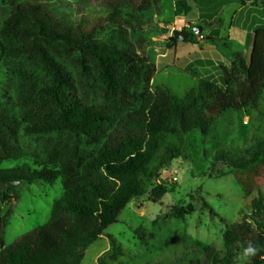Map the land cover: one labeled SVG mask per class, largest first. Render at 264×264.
I'll list each match as a JSON object with an SVG mask.
<instances>
[{
  "label": "trees",
  "instance_id": "16d2710c",
  "mask_svg": "<svg viewBox=\"0 0 264 264\" xmlns=\"http://www.w3.org/2000/svg\"><path fill=\"white\" fill-rule=\"evenodd\" d=\"M160 1L109 0L108 18L66 23L42 3L3 0L9 12L0 29V47L9 49L13 61L36 56L40 68L33 99L17 111L0 103V161L23 155L21 133L47 140L36 167L0 170V181L52 184L60 177L64 192L45 225L9 246L2 243L0 264H82L87 249L118 221L127 205L146 194L142 177L150 174L164 135H179L181 146L165 151L153 177L166 158L182 155L184 135L199 130L207 136L224 112L256 105L264 89L261 42L249 62L238 55L232 65L220 66L221 85L201 79L179 99L166 88L152 90L156 64L129 45L121 31L120 40L100 38L109 24H131L123 19L124 9L144 13ZM174 1L188 11L189 0ZM176 44L171 36L168 46ZM67 58L72 67L65 63ZM262 153L232 166L245 170ZM227 160L223 151L217 152L215 162ZM167 191V186H157L151 200L159 202ZM3 196L7 195L1 196L2 202ZM11 215L12 211L7 217ZM249 241L261 249L250 264H264L263 195L254 198L249 212L224 232L223 255L206 247L203 257L189 264H233ZM99 264L105 263L99 259Z\"/></svg>",
  "mask_w": 264,
  "mask_h": 264
},
{
  "label": "rangeland",
  "instance_id": "374dc122",
  "mask_svg": "<svg viewBox=\"0 0 264 264\" xmlns=\"http://www.w3.org/2000/svg\"><path fill=\"white\" fill-rule=\"evenodd\" d=\"M28 1L42 3L54 18L66 23L105 19L112 12L109 0ZM215 1L189 0L186 3L195 14L199 9L211 8ZM235 1L242 4L241 0ZM258 1L264 3V0ZM218 7L221 11L217 17L196 21L186 30L189 38L177 42V47L176 44L169 48V38H164L173 36L167 24L176 29L185 25L183 22L173 24L177 18L185 16L174 0H162L144 13L124 9L123 19L131 24H109L100 38L120 40L118 31H121L129 45L156 64L152 90L166 88L181 99L196 88L201 79L221 85L220 66L232 65L223 62L224 58L229 61L235 54L247 62L251 60L254 52L252 35L239 31V41L228 45L226 41L212 39L213 29L219 28L221 37L227 34L230 18L237 10L233 5L219 4ZM258 9L264 11L262 6L257 8L255 5L237 14L238 22L249 20L250 23V17L259 14ZM8 12V6L0 0V29ZM196 28H202L203 32L197 34ZM259 36L257 40L264 41L262 32ZM166 52L168 57H159ZM65 63L73 66L70 58ZM39 68L36 56L13 61L9 49L0 47V103H7L17 111L33 99ZM46 140L21 133L23 155L17 160L0 161V170L25 164L36 167L42 161ZM183 140L182 155L166 158L163 169L153 177L165 151L181 146L179 135H164L160 150L149 167L150 174L142 177L146 194L127 205L118 221L87 249L82 264H99V259L105 264H189L191 259L202 258L206 247L224 254L226 229L249 212L254 198L264 196V89L255 106L228 110L217 118L207 136L194 130L184 135ZM219 151L225 153L227 161L215 162ZM258 151L263 153L249 168L243 170L232 166L233 162L252 159ZM159 185L167 186L168 191L159 202H154L150 196ZM11 189L10 192L0 191V249L2 243L9 246L20 236L45 225L51 218L54 202L64 192L60 177L52 184L22 182ZM4 194L7 196H3L5 201L2 202ZM11 211L12 215L7 217ZM4 217L7 218L2 220ZM238 257L233 264H240Z\"/></svg>",
  "mask_w": 264,
  "mask_h": 264
},
{
  "label": "crops",
  "instance_id": "0c3cea01",
  "mask_svg": "<svg viewBox=\"0 0 264 264\" xmlns=\"http://www.w3.org/2000/svg\"><path fill=\"white\" fill-rule=\"evenodd\" d=\"M244 3L242 2L241 5L237 4V2L235 0H216L214 5L211 7V8H208V9H199V11L195 14H193L192 12V9L189 5V3H187V8H188V11L187 12H184V17L181 16L179 18H177L173 24L175 23H178V22H183L185 25L182 26V27H179L177 26L179 29H182V30H187L189 28L192 27V25L196 22V21H201L202 19H214L215 17L218 16V13L221 11L220 7H218L219 4L221 5H233L234 7L236 6L237 7V10H235V12L233 13L232 17L230 18V23H229V26H228V29H227V34H224L223 37H221V31L219 28L217 29H213L211 31V37H213L212 39L214 41H219V40H223V41H226V45L230 44L231 42H236L237 40L239 41V38H237V35L239 34V31H244L245 33H247L248 35H252L253 36V39H254V42H253V50H254V46L256 45V43H263L264 45V41L260 40L258 41V36L259 34L262 32L263 35H264V11H262L261 9H258L259 11V14L256 16V15H252L250 17V23H249V20L247 23L245 22H238V19H237V14L239 13H242L244 12L245 10H247L248 8L251 9L252 7L254 8L255 4V0H243ZM258 1V0H257ZM260 2V1H258ZM262 4H258L257 5V8H261ZM263 12V14L261 13ZM220 23L223 24V22L220 21ZM163 25V24H161ZM167 27L170 28V34L172 33V31L176 28H174L172 26V24H167ZM242 29V30H241ZM203 32V29L202 31L200 32V34ZM171 36V35H170ZM167 37V36H164V38L168 39L170 38ZM202 36V35H201ZM260 37V36H259ZM208 39H211L210 37ZM264 39V38H263ZM165 40V39H164ZM198 42H201L200 40ZM178 44L175 46L177 47ZM170 48V47H169ZM170 52V51H169ZM235 55V54H234ZM232 56V58H230L229 61H227L226 58L223 59V62H231L233 63L234 61V57L236 56ZM169 56V53L166 52V53H163L161 54V56L159 55V57L161 58H165V57H168ZM252 57V56H251Z\"/></svg>",
  "mask_w": 264,
  "mask_h": 264
},
{
  "label": "water",
  "instance_id": "95a60500",
  "mask_svg": "<svg viewBox=\"0 0 264 264\" xmlns=\"http://www.w3.org/2000/svg\"><path fill=\"white\" fill-rule=\"evenodd\" d=\"M202 31V28L195 29V32L197 34H200V32ZM172 35L173 38L175 39L176 42H182L185 41L189 38L190 34L186 31V30H182V29H174L172 31ZM21 181H9V182H2L0 181V191H4V190H9L11 188L17 187L19 185H21Z\"/></svg>",
  "mask_w": 264,
  "mask_h": 264
},
{
  "label": "clouds",
  "instance_id": "9594fccd",
  "mask_svg": "<svg viewBox=\"0 0 264 264\" xmlns=\"http://www.w3.org/2000/svg\"><path fill=\"white\" fill-rule=\"evenodd\" d=\"M260 251L261 249L258 245L249 241L247 245L241 249L239 254L238 260L240 264H250L252 258L256 257ZM261 259H264V257H261Z\"/></svg>",
  "mask_w": 264,
  "mask_h": 264
},
{
  "label": "built area",
  "instance_id": "2783aa9c",
  "mask_svg": "<svg viewBox=\"0 0 264 264\" xmlns=\"http://www.w3.org/2000/svg\"><path fill=\"white\" fill-rule=\"evenodd\" d=\"M203 39V37L202 36H200V40H202Z\"/></svg>",
  "mask_w": 264,
  "mask_h": 264
}]
</instances>
